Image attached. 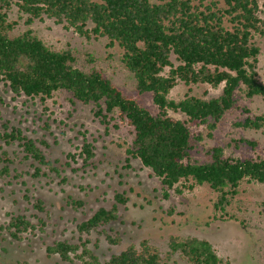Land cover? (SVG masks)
<instances>
[{"label": "trees", "instance_id": "obj_1", "mask_svg": "<svg viewBox=\"0 0 264 264\" xmlns=\"http://www.w3.org/2000/svg\"><path fill=\"white\" fill-rule=\"evenodd\" d=\"M13 5L28 15V25L48 17L87 38L106 37L108 47L121 48V62L133 74L137 91L153 93L158 113H152L124 93L101 70L76 67L71 48H52L32 28L14 34L18 22L9 16ZM257 36H264V0H0V82L17 96L43 100L65 90L73 102L94 103L95 114L107 124L108 114L118 111L133 128L134 135L126 149L127 160L140 159L151 168L160 179L166 197L171 189L182 193V188L192 190L196 184H207L217 193L214 208L219 217L225 214L236 219L227 212V207L244 181L264 184V157H237L226 154L222 146H212L206 151L207 160L197 161L192 157L194 140L202 138H195L190 123L206 124L214 131L227 112L239 108L240 99L264 101V82L258 74L261 48ZM173 55L178 64L172 61ZM179 81L222 89L218 95L188 93L180 100H173L169 94ZM169 110L180 111L187 119L175 118L169 115ZM243 111L248 115L234 122L235 127L264 128V113L250 114L247 107ZM0 139L8 144L18 141L24 147L26 159L38 163L35 176L45 173L41 165L59 172L36 141L20 128L0 132ZM240 142L257 144L247 138ZM84 153L86 162L94 157L92 143L83 145ZM13 162L6 152L0 154V163H4L0 179L11 174ZM116 199L121 203L128 200L124 193H117ZM69 203L83 204L75 200ZM35 206L45 211L41 198ZM35 217L38 222L24 213L11 214L2 229L13 239L22 240L26 233L44 230L45 219L38 214ZM118 218L117 204L101 207L77 228L81 235L90 234ZM102 233L112 244L121 242L118 235L105 230ZM88 243V239L82 243L56 240L46 250L48 256L58 255L69 263L78 260L83 264H175L172 256L180 253L191 264H231L219 256L208 239L197 236L171 235L166 255L149 239H142L138 246L130 244L104 262ZM18 264L31 263L24 260Z\"/></svg>", "mask_w": 264, "mask_h": 264}, {"label": "rangeland", "instance_id": "obj_2", "mask_svg": "<svg viewBox=\"0 0 264 264\" xmlns=\"http://www.w3.org/2000/svg\"><path fill=\"white\" fill-rule=\"evenodd\" d=\"M156 1V0H153ZM18 24L14 34L32 28L52 48L74 51L76 67L89 71L101 70L124 93L134 97L152 113H158L153 93L140 94L136 80L122 64V49L108 47L106 37L87 38L64 23L44 17L28 25V15L13 5L9 13ZM261 48L258 74L264 82V36H257ZM172 61L178 64L175 55ZM169 67L166 68L167 74ZM222 87L208 84L188 85L184 81L171 90L169 98L180 100L186 94L202 96L218 95ZM250 114L264 113V101L260 98H242L239 108L225 115L214 131L206 124L190 123L195 133V148L192 157L200 162L207 160L206 151L212 146H222L226 154L237 157H264V128L260 130L235 127L234 122ZM94 103L71 101V94L65 90L56 91L52 97L17 96L3 82H0V132L20 128L29 138L36 141L47 158L59 168L52 171L41 165V176H35L38 163L26 159L24 147L18 141L6 143L0 139V154L6 152L14 160L10 164L11 174L0 179V263L18 264L27 260L31 264H83L65 262L58 255L48 256L47 246L56 240L67 239L73 243L89 240L88 247L104 262L113 254L120 253L130 244H140L149 239L162 255L169 251V238L197 236L208 239L219 256L231 264H264V184L244 181L237 196L227 207L228 215L219 217L214 200L217 193L209 185H195L190 190L182 188L168 190L166 197L160 179L152 169L143 165L140 159L127 160L126 149L133 138V128L119 116V112L108 114L109 123L95 114ZM178 119L187 116L178 111H168ZM113 117V118H112ZM8 126V128L5 127ZM212 134L210 136L209 134ZM247 138L257 142L255 146L240 142ZM46 142V144L43 143ZM92 143L94 157L86 162L82 148ZM4 163H0L1 166ZM117 193H124L126 203L118 202ZM44 201L45 211L36 206L37 199ZM82 201V205H70L71 201ZM118 205L119 218L93 230L80 234L77 225L90 218L99 208ZM24 213L38 222L35 214L46 221L44 230L26 233L22 240L13 239L2 229L11 214ZM217 216V217H216ZM119 236L121 242L112 244L102 231ZM175 264H191L180 253L172 256Z\"/></svg>", "mask_w": 264, "mask_h": 264}]
</instances>
